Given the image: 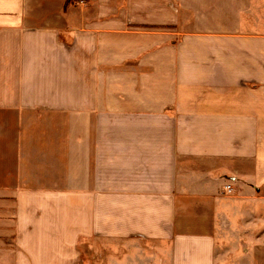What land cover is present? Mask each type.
I'll use <instances>...</instances> for the list:
<instances>
[{
    "label": "crops",
    "instance_id": "1",
    "mask_svg": "<svg viewBox=\"0 0 264 264\" xmlns=\"http://www.w3.org/2000/svg\"><path fill=\"white\" fill-rule=\"evenodd\" d=\"M229 244L264 264V0H0V264Z\"/></svg>",
    "mask_w": 264,
    "mask_h": 264
},
{
    "label": "rangeland",
    "instance_id": "2",
    "mask_svg": "<svg viewBox=\"0 0 264 264\" xmlns=\"http://www.w3.org/2000/svg\"><path fill=\"white\" fill-rule=\"evenodd\" d=\"M227 235V234H226ZM262 247H256V250L258 251V252H261V249ZM232 252V256H231V258L227 261V263H234V262H236L237 264H247V261H246V258H239L238 260L235 258V255H238V254H236L235 253V248L234 247H232L230 244L229 245H227V246H225L224 248H223V250H222V252L223 253H228V254H230L231 252ZM241 255H243V252H242V250H241V247H240V249H239V256H241ZM93 256V254H91V257Z\"/></svg>",
    "mask_w": 264,
    "mask_h": 264
},
{
    "label": "built area",
    "instance_id": "3",
    "mask_svg": "<svg viewBox=\"0 0 264 264\" xmlns=\"http://www.w3.org/2000/svg\"><path fill=\"white\" fill-rule=\"evenodd\" d=\"M226 191L231 192L233 190L232 185L228 184L225 186Z\"/></svg>",
    "mask_w": 264,
    "mask_h": 264
}]
</instances>
